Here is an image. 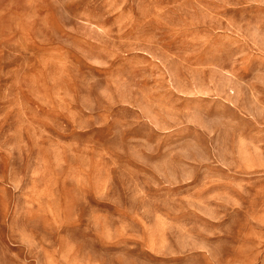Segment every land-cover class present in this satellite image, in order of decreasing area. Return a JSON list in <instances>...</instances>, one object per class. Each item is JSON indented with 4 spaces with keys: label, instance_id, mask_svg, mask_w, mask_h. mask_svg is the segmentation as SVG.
<instances>
[{
    "label": "rangeland",
    "instance_id": "rangeland-1",
    "mask_svg": "<svg viewBox=\"0 0 264 264\" xmlns=\"http://www.w3.org/2000/svg\"><path fill=\"white\" fill-rule=\"evenodd\" d=\"M0 264H264V0H0Z\"/></svg>",
    "mask_w": 264,
    "mask_h": 264
}]
</instances>
